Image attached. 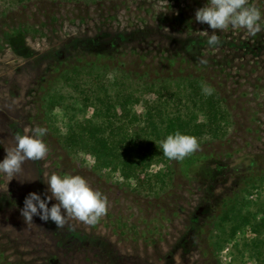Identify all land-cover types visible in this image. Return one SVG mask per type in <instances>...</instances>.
Listing matches in <instances>:
<instances>
[{
    "label": "rangeland",
    "instance_id": "rangeland-1",
    "mask_svg": "<svg viewBox=\"0 0 264 264\" xmlns=\"http://www.w3.org/2000/svg\"><path fill=\"white\" fill-rule=\"evenodd\" d=\"M206 3L0 0V160L17 135L38 126L47 129L49 149L11 180L0 174V264H257L249 250H235L256 237L250 226L218 250L214 243L230 223L224 216L256 211L264 200V30L255 37L213 30L195 19ZM249 4L264 13V0ZM213 31L220 43L209 46ZM74 66L140 96L146 84L201 76L228 114L226 134L199 139L200 149L183 160L151 165L161 176L146 189L122 184L118 170L96 172L91 157L68 155L44 120L46 94L69 92L62 75ZM134 108L140 112L142 101ZM55 113L64 132L63 114ZM54 173L83 177L107 198L106 214L95 225L66 216L57 228L38 215L25 223L26 196H50Z\"/></svg>",
    "mask_w": 264,
    "mask_h": 264
},
{
    "label": "trees",
    "instance_id": "trees-1",
    "mask_svg": "<svg viewBox=\"0 0 264 264\" xmlns=\"http://www.w3.org/2000/svg\"><path fill=\"white\" fill-rule=\"evenodd\" d=\"M25 1L28 0H16L17 3ZM91 74V69L84 66L64 71L62 77L69 92L51 90L46 94L44 120L58 135L68 155L91 157V169L96 172L118 170L122 184L141 190L149 187L153 177L160 178L161 170L151 174L149 168L166 161L159 145L169 134L180 131L198 140L226 134L228 114L214 91L211 95L204 93L201 76L180 78L173 84L165 82L161 86L146 84L140 96L133 91L113 89L102 81L96 83ZM147 93L149 95L144 97ZM140 101L142 110L138 112L134 107ZM57 110L63 114L64 132L56 124ZM237 215L233 219L223 217L230 223L217 234L215 249H220L237 230L250 226L256 237L250 243L236 246V253L249 250L257 264H264V200L256 211L247 210Z\"/></svg>",
    "mask_w": 264,
    "mask_h": 264
},
{
    "label": "clouds",
    "instance_id": "clouds-1",
    "mask_svg": "<svg viewBox=\"0 0 264 264\" xmlns=\"http://www.w3.org/2000/svg\"><path fill=\"white\" fill-rule=\"evenodd\" d=\"M195 19L199 23H206L213 30L227 31L246 30L248 36L255 37L264 30V13L249 4V0H207L205 6L196 10ZM213 31L208 36L209 46L220 43L219 37ZM208 35L207 32H203ZM206 64V60H201ZM206 95L212 94L210 87L203 89ZM47 134L45 127L29 130V134L17 135L15 147L7 152L0 160V174L11 180L21 171L26 160H42L49 149L43 137ZM163 155L169 160H183L186 156L200 149V142L194 136L176 131L167 135L159 145ZM50 196L44 199L35 192H31L24 200L21 215L25 223H32L33 216L38 215L41 220L53 221L57 228L66 223V216L73 217L85 224L95 225L107 212V198L98 190H94L88 182L79 175L51 174L46 181ZM55 198L58 203L48 207V201ZM63 209V214H62Z\"/></svg>",
    "mask_w": 264,
    "mask_h": 264
},
{
    "label": "built area",
    "instance_id": "built-area-1",
    "mask_svg": "<svg viewBox=\"0 0 264 264\" xmlns=\"http://www.w3.org/2000/svg\"><path fill=\"white\" fill-rule=\"evenodd\" d=\"M118 178H119V180H121V176L120 175L118 176Z\"/></svg>",
    "mask_w": 264,
    "mask_h": 264
}]
</instances>
